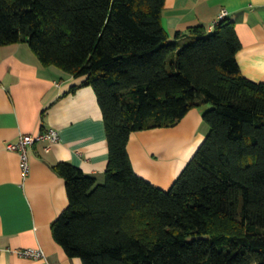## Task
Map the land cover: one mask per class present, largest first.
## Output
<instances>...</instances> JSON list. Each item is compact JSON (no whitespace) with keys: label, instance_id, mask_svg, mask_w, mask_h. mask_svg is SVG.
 I'll return each instance as SVG.
<instances>
[{"label":"trees","instance_id":"1","mask_svg":"<svg viewBox=\"0 0 264 264\" xmlns=\"http://www.w3.org/2000/svg\"><path fill=\"white\" fill-rule=\"evenodd\" d=\"M165 0H0V47L86 77L109 143L103 182L61 161L69 204L54 239L84 264H264V82L247 78L227 18L170 40ZM209 131L168 190L134 169L136 131L193 108Z\"/></svg>","mask_w":264,"mask_h":264},{"label":"crops","instance_id":"2","mask_svg":"<svg viewBox=\"0 0 264 264\" xmlns=\"http://www.w3.org/2000/svg\"><path fill=\"white\" fill-rule=\"evenodd\" d=\"M223 9L242 42L236 54L242 73L264 82V0H165L162 24L170 40L196 25L212 32ZM85 80L42 65L26 42L0 47V264H84L54 239L52 224L69 196L64 177L52 166L68 161L104 180L109 160L104 116ZM209 107L191 109L175 126L134 132L127 148L135 171L158 187H171L209 131L203 120ZM50 127L60 131V141L48 150L47 142L30 147V172L23 177L20 153L6 143ZM37 247L47 260L17 252Z\"/></svg>","mask_w":264,"mask_h":264},{"label":"built area","instance_id":"3","mask_svg":"<svg viewBox=\"0 0 264 264\" xmlns=\"http://www.w3.org/2000/svg\"><path fill=\"white\" fill-rule=\"evenodd\" d=\"M227 15L228 11L223 9L216 18L215 23L211 26V29L213 30L219 22L225 20ZM60 137V131L53 127L42 129L32 134L22 133L16 141L7 142L6 149L20 153L24 174L23 177H26L30 172L29 148L38 142H47L46 149L48 150L51 144L60 141ZM17 252L22 256L24 255L36 260H47L46 253L41 247L19 249Z\"/></svg>","mask_w":264,"mask_h":264},{"label":"rangeland","instance_id":"4","mask_svg":"<svg viewBox=\"0 0 264 264\" xmlns=\"http://www.w3.org/2000/svg\"><path fill=\"white\" fill-rule=\"evenodd\" d=\"M206 135H207V133H206ZM187 163H188V161H187ZM187 163H186V165H187ZM186 165L184 166V168L186 167ZM184 168H183V169H184ZM183 169H182V171H183ZM182 171H181V172H182ZM181 172H180V173H181ZM179 175H180V174H179ZM162 189H163V188H162ZM168 189H170V187H169ZM168 189H164V190H168Z\"/></svg>","mask_w":264,"mask_h":264}]
</instances>
